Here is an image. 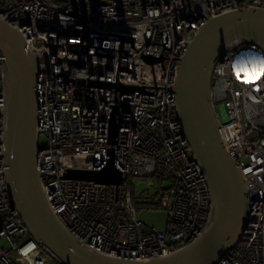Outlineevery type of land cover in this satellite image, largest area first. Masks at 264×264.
I'll return each instance as SVG.
<instances>
[{
	"label": "built area",
	"instance_id": "obj_1",
	"mask_svg": "<svg viewBox=\"0 0 264 264\" xmlns=\"http://www.w3.org/2000/svg\"><path fill=\"white\" fill-rule=\"evenodd\" d=\"M251 6L264 9V0H0V19L19 31L38 65L36 168L42 189L80 243L114 258L149 260L187 246L205 230L210 188L192 158L173 87L197 32L213 17ZM249 50L264 53L238 46L213 72L219 137L248 189L246 228L216 264H264V79L255 91L228 69L217 73ZM2 59L0 264H25L19 250L29 242L39 253L33 264H61L31 236L7 187ZM115 84L137 90L122 92ZM110 160L123 175L119 185L68 176L73 170L103 171ZM153 176L170 187L134 196L133 178ZM136 204L164 210V228L139 219Z\"/></svg>",
	"mask_w": 264,
	"mask_h": 264
},
{
	"label": "water",
	"instance_id": "obj_2",
	"mask_svg": "<svg viewBox=\"0 0 264 264\" xmlns=\"http://www.w3.org/2000/svg\"><path fill=\"white\" fill-rule=\"evenodd\" d=\"M251 45L264 51V9L243 8L211 18L192 39L177 69L173 91L178 118L192 158L203 169L211 193V214L202 234L168 255L123 260L89 249L71 235L53 213L41 185L36 116L37 61L23 36L0 19L6 182L14 207L34 240L61 264H216L235 245L248 221L247 184L236 159L219 137V117L212 101L213 72L227 51ZM149 62L159 59L148 56ZM83 82V81H81ZM97 85H102L98 83ZM122 92L136 87L115 84ZM116 121L112 122V136ZM69 177L119 185L122 173L113 160L100 172L73 170Z\"/></svg>",
	"mask_w": 264,
	"mask_h": 264
},
{
	"label": "clouds",
	"instance_id": "obj_3",
	"mask_svg": "<svg viewBox=\"0 0 264 264\" xmlns=\"http://www.w3.org/2000/svg\"><path fill=\"white\" fill-rule=\"evenodd\" d=\"M225 69L233 76L237 83L245 86H254L253 90H259V82L264 79V53L249 50L233 56L231 60L221 64L217 73L225 75ZM37 245L29 242L19 250V255L25 264H33V256L38 255Z\"/></svg>",
	"mask_w": 264,
	"mask_h": 264
},
{
	"label": "rangeland",
	"instance_id": "obj_4",
	"mask_svg": "<svg viewBox=\"0 0 264 264\" xmlns=\"http://www.w3.org/2000/svg\"><path fill=\"white\" fill-rule=\"evenodd\" d=\"M254 138V137H253ZM41 143L45 142V137L40 138ZM170 182L167 180H160L158 177H135L132 181V192L134 196H138L143 192L146 194L153 193L155 189H168ZM137 216L145 224L164 228L166 221V214L164 210H149L143 205L136 204Z\"/></svg>",
	"mask_w": 264,
	"mask_h": 264
},
{
	"label": "trees",
	"instance_id": "obj_5",
	"mask_svg": "<svg viewBox=\"0 0 264 264\" xmlns=\"http://www.w3.org/2000/svg\"><path fill=\"white\" fill-rule=\"evenodd\" d=\"M150 210H156L155 208H150Z\"/></svg>",
	"mask_w": 264,
	"mask_h": 264
}]
</instances>
